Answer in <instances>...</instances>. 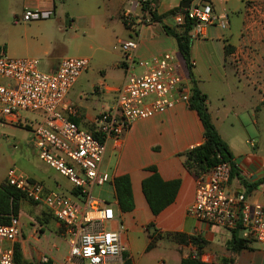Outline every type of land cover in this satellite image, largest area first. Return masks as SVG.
I'll return each instance as SVG.
<instances>
[{"label":"crops","instance_id":"crops-1","mask_svg":"<svg viewBox=\"0 0 264 264\" xmlns=\"http://www.w3.org/2000/svg\"><path fill=\"white\" fill-rule=\"evenodd\" d=\"M86 1L82 0V6L89 5ZM181 1L155 0V12L163 16ZM11 2L16 0H0V5L7 6ZM197 2L198 0H194L191 4ZM208 2L218 13H226L229 17L230 13L226 8H231V13H236L237 16L233 21L229 17L226 29L209 26L202 36L191 40L192 74L197 87L207 96L206 104L211 120L231 153L233 171L230 172L227 191L233 194L242 193L249 202L264 205V106L261 104L264 100V41L252 38V34L257 33L260 28L257 27L256 30L245 25L248 11L264 5V0ZM19 3V10H9L11 19L20 18L22 11L27 8L52 9L53 13L56 9L55 0H20ZM87 5L85 9H88ZM130 5L133 13L130 16L134 21L129 24V28L123 24L121 18L129 11H122L118 15L125 32H110L109 27L116 21L113 14L108 12L102 15L99 27L94 14L88 12L82 15L85 22L79 28L92 32L96 45H89L87 49L70 50L71 54L76 55L74 57H86L91 64L78 77L66 96V100L77 109V115L72 120L87 131L93 130V121L100 112L112 107L116 90L123 83V58L118 49L120 41H136L137 46L133 50L136 59H149L164 53H172L180 58L175 39L162 28V25L175 27L173 14L163 17L160 22L142 24L140 22L144 12L141 8L139 10L137 0H132ZM71 22V28L78 27L76 21ZM249 30L251 36L248 34ZM0 46L4 47L11 58H28V55L37 51L35 44L20 41L12 34L0 37ZM225 46H228L227 53ZM42 56L45 58L44 71H54L62 59L54 57L46 50ZM92 68L101 74L95 81L90 78L89 70ZM179 73L189 83L181 58ZM90 93L96 95V98L88 97ZM39 119L40 116L35 113L23 114L17 124L8 126L28 130L31 143L30 122ZM203 141V126L197 112L183 103L176 104L161 114L133 122L118 144L107 140L100 170L106 172L109 178L106 182L95 185L93 189L107 186L105 192L112 196V203L104 201L114 214V219L106 227L116 230L119 225L123 226L120 231V241L124 247L122 259L126 256L132 264H181L183 258L197 252V247L190 243H178L165 237L148 250L149 234L156 230L161 235L180 233L199 237L203 241L200 260L207 264H222L223 259H231L232 264H264V245L256 243L244 230L239 229L240 237L247 240L248 247L231 252L228 243L232 230L200 222L187 214V208L194 199L198 178L183 167L179 154ZM151 166L156 168L164 181L180 180L174 202L156 216L150 212L141 191V182L151 174L147 170ZM121 175H128L131 182L134 208L130 212H121L115 199L113 180ZM27 177L40 182L46 190L58 191L63 188L70 195L75 194L65 178L66 182H63L62 187L57 179L44 181ZM112 207H115L116 213ZM32 208L48 214L40 204L26 198L19 200L16 216L19 219L20 234L13 245L14 256L17 255L19 264H40L39 258L45 253L54 264H59L67 254L65 241L59 236L60 225L54 218L50 220L49 215L36 219L28 217L26 213ZM149 224L152 227L147 228ZM50 226L52 230L46 233ZM27 227L29 229L25 234L24 228ZM59 244H64V253L56 252Z\"/></svg>","mask_w":264,"mask_h":264},{"label":"built area","instance_id":"built-area-1","mask_svg":"<svg viewBox=\"0 0 264 264\" xmlns=\"http://www.w3.org/2000/svg\"><path fill=\"white\" fill-rule=\"evenodd\" d=\"M147 0H142L146 2ZM151 1V0H150ZM142 9V7H141ZM151 4L142 11V24L151 19ZM52 9H24L19 21L48 19ZM174 24L181 27L191 21L190 40L202 36L209 26L226 29L228 14L218 13L210 2L190 4L185 12L173 14ZM127 24L130 13L124 16ZM137 43L127 39L118 43L122 53L124 80L116 90L112 107L100 112L93 121V130L79 127L75 105L66 100L78 77L89 69L86 57L62 58L54 71H44L39 60L11 58L0 46V126L17 124L23 114L35 113L39 120L30 122L31 143L36 155L50 169L65 178L75 194L67 197L60 191H49L13 169L5 182L27 200L42 205L59 223V236L64 239L67 254L59 264H123V245L119 225L116 230L106 227L114 219L113 211L104 201L92 195L97 184L108 180L100 170L107 140L119 143L121 136L137 121L161 114L176 104L188 105L190 85L179 73L180 59L172 53L136 59ZM230 176L228 163H220L198 177L193 202L187 214L200 222L227 230L240 227L247 236L264 245V205L249 202L242 193L227 191ZM20 234L19 219L10 216L0 224V264L15 261L13 245ZM198 258L196 252L191 254ZM40 264H54L48 254Z\"/></svg>","mask_w":264,"mask_h":264},{"label":"rangeland","instance_id":"rangeland-1","mask_svg":"<svg viewBox=\"0 0 264 264\" xmlns=\"http://www.w3.org/2000/svg\"><path fill=\"white\" fill-rule=\"evenodd\" d=\"M131 1L132 0H87L86 2L89 5L85 4L82 6V0H55V12L48 19L38 20L31 23L22 22L18 19L14 20L9 16L10 9H20V0L11 2L12 6L11 4H8L7 6L1 4L0 37L12 34L20 41L35 44L37 46V51L27 57L38 59L40 61V69L45 70L43 68L45 58L42 56L44 50L51 52L54 57L61 59L76 56L71 54V48L87 49L89 45H96L95 37H92V32L90 33L88 29L79 28V26L85 22L82 18V15L85 13L90 12L95 15L97 19V27H99L100 20L103 18L102 15L107 12L113 14V19L116 23H112L111 28L109 27L110 32H112V30L117 33L120 31L122 32V30L125 32V28L118 15L122 11H129L128 13H131V15L133 14L130 5ZM137 2L140 10L142 7V0H137ZM197 3H201V1H198ZM86 5L88 9H85ZM226 9L230 13V21H233V18H236L237 16L236 13H231V8ZM72 20L77 22V28L70 27ZM133 21L134 19L131 18L129 24H133ZM245 25L254 29L257 27L260 28L257 33L254 32L252 34V38H254V40L258 39L264 41L263 4L254 8L252 11H248ZM96 30H98V28H96ZM248 34L251 36L250 30L248 31ZM89 67H91L90 63ZM89 73L91 74V81H95L101 75L97 69L93 68L89 70ZM90 94H88V97L96 98V95ZM13 127L8 125L0 126V183L5 178L7 171L13 169L25 176L34 177L36 180L48 181L50 179L52 181L53 179H57L60 181L62 187H64L63 182H66L64 178L38 159L36 151L30 143L29 131L23 127ZM58 191L63 195L72 198V195L63 188ZM105 191H107V186L95 187L92 195L102 201L112 203L113 199L111 194ZM112 208L114 213H116L115 207ZM26 215L33 219L44 218V216H46L44 215V211H37L33 208L27 211ZM50 220H53V218L51 217ZM28 229L29 227L24 228L25 234H27ZM46 230V233H49L52 230V226ZM56 252H59L60 254L64 253V244H59V249Z\"/></svg>","mask_w":264,"mask_h":264},{"label":"trees","instance_id":"trees-1","mask_svg":"<svg viewBox=\"0 0 264 264\" xmlns=\"http://www.w3.org/2000/svg\"><path fill=\"white\" fill-rule=\"evenodd\" d=\"M185 1L186 0H182L177 7L169 10L163 16H159L156 14L154 7L155 0H147L146 2H143L142 9L145 10L151 4L153 8V10L150 11L151 19L154 22H160L161 19L165 16L172 15L176 12H185V9L182 8V4ZM192 1L194 0H191V3ZM198 1L208 2L209 0ZM121 18L123 24L127 28H129L130 26L126 23L124 17L122 16ZM191 24V21L185 19L181 27H169L167 25H162L164 32L175 39L177 51L185 65L187 76L189 79L190 96L188 106L190 109L197 112L203 126L204 141L200 145L179 154V157L182 158L183 167L190 174L196 176V178L200 177L204 173H207L211 168L220 163H228L230 166V172L232 173L233 167L231 165V153L229 151V148L219 136L208 111V107L206 104L207 96L202 93L197 87L192 74V63L190 60L191 40L189 37ZM227 49L228 46H225V53H227ZM261 104L264 106V100ZM147 170L151 174L142 180L141 191L150 212L152 213V215L156 216L174 202L180 187V180L174 179L164 181L156 171L155 167L151 166L147 168ZM113 186L115 199L117 201L119 210L121 212L132 211L134 208V201L129 176L121 175L114 178ZM21 198H24L23 195L14 187L8 185L5 181L0 184V224H7L11 215H17L19 209V200ZM47 215L52 217L49 213L46 214V216ZM150 227H152V224H149V226H147V228ZM239 229L240 227L232 230V237L228 243V248L231 252H237L242 248L248 247L247 240L243 237H240ZM164 237L175 240L178 243H190L197 247L196 253L198 255V258L194 259L191 256L183 258L181 260V264H207L200 260V255L202 254L201 246L203 244V241L199 237L187 236L180 233H165L164 235H161L156 230H153L149 234L150 241L147 249L149 250L153 248L156 242ZM14 257L15 261L19 263L16 254ZM123 264L132 263L130 259H128L126 256H123ZM222 264H232V261L231 259H223Z\"/></svg>","mask_w":264,"mask_h":264},{"label":"water","instance_id":"water-1","mask_svg":"<svg viewBox=\"0 0 264 264\" xmlns=\"http://www.w3.org/2000/svg\"><path fill=\"white\" fill-rule=\"evenodd\" d=\"M191 0H186L183 4H182V8L183 9H188L190 6Z\"/></svg>","mask_w":264,"mask_h":264}]
</instances>
